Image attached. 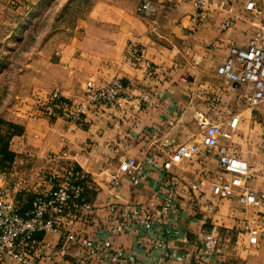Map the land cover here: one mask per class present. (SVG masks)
<instances>
[{"label": "crops", "instance_id": "0c3cea01", "mask_svg": "<svg viewBox=\"0 0 264 264\" xmlns=\"http://www.w3.org/2000/svg\"><path fill=\"white\" fill-rule=\"evenodd\" d=\"M39 1L0 0V41L14 32L21 18L17 16H26ZM142 1L94 0L86 18L77 20L73 36L61 44L63 49L57 52L61 58L57 62H50L46 55L35 78L33 69H22L20 76L28 82L18 88L23 87L19 91L30 95L17 97L7 108V116L0 119V137L12 154L11 160H4L0 152L3 159L0 186L16 192L26 210L33 194L24 192L20 182L12 185L9 175L21 168L32 169L39 175L42 168L60 170L62 164L70 162L79 165L91 174L95 186L91 200L98 219L88 222L65 215L59 226L100 238L110 236L108 227L114 222L105 208L106 201L116 203L122 210L144 207L155 215L163 201V179L166 175L177 176L181 179L177 186L178 204L162 224L143 230L139 223L133 222L129 230L111 238L126 254L134 255L136 264H154L166 247L191 257L200 250L204 237L225 235L234 249L228 255L212 256L206 264L239 263L241 255L264 246L261 239L248 249L240 247L244 219L240 205L235 199L210 194L203 197L183 186L191 178L193 167L208 176L219 175L218 157L209 155L205 161L196 157L169 171L161 166L177 144L200 140L197 124L200 116L219 122L234 115L238 128L230 153L249 161L252 177L248 187L264 191L261 114L241 102L242 86L217 73L229 48L245 46L257 24L264 25V10L260 19H256L244 9L247 0H219L204 19H199L193 0H153L154 8L149 15L138 9ZM258 2L264 7V0ZM234 15L238 18L222 28V22ZM131 40L147 52L138 67L123 62ZM148 65L152 67L150 70ZM116 79L123 83L126 99L122 105L89 113L81 123L42 115L39 110L36 120L26 114L34 103L31 95L46 96L59 90L63 96L77 99L88 82L99 85ZM52 154L60 156L62 164L53 161ZM125 160L143 164L150 173L148 180L134 186L121 173L120 184L109 187ZM38 179L48 184L46 189L50 187L48 179L43 180L42 176ZM259 222L264 227V211H260ZM39 235L53 242L58 239L52 232ZM146 237L150 240L138 242ZM65 264L75 263L69 259Z\"/></svg>", "mask_w": 264, "mask_h": 264}, {"label": "built area", "instance_id": "2783aa9c", "mask_svg": "<svg viewBox=\"0 0 264 264\" xmlns=\"http://www.w3.org/2000/svg\"><path fill=\"white\" fill-rule=\"evenodd\" d=\"M199 19H204L207 11L219 0H193ZM153 0H143L138 9L146 15L153 11ZM263 4L258 0H247L244 9L254 18L260 19ZM238 18L231 16L222 22L227 28ZM195 20V17L192 18ZM147 52L134 40L128 43L123 54V62L131 67L140 66ZM150 65L147 69H151ZM217 73L238 83L241 89V102L253 111L260 112L264 123V25L257 24L245 46L233 45L227 58L217 67ZM123 83L116 79L104 84L88 82L84 93L77 99H70L54 90L46 96L36 95L34 103L26 109L32 120L42 115L63 117L73 123H81L83 116L99 113L106 108L122 105L126 99L122 93ZM201 138L198 142L184 141L175 147L163 162L161 168L169 171L174 166L196 160L205 161L209 155L218 157L219 175L208 176L198 167H193L192 176L183 186L201 196L235 199L244 214L241 227V248H250L264 239V227L259 222L260 211H264V191L248 187L251 179V166L247 159L230 153V145L235 137L238 121L231 117L213 122L207 117L197 119ZM264 146V144H263ZM53 161L62 164V158L50 155ZM152 162L153 159H148ZM127 175L134 186L148 180L149 172L143 164L125 160L119 165V172L113 175L109 187L120 184V175ZM50 187L34 192L30 207L22 208L16 192L0 186V264H65L72 259L75 264H136L132 254H126L111 238L130 229L133 222L143 230L155 224H162L170 211L178 204L177 186L180 178L166 175L163 179V201L155 215L144 207L122 210L108 200L105 208L114 217L108 227L110 236L94 238L86 233L62 229L60 220L65 215L92 222L98 219L95 205L91 200L95 186L91 174L74 163L61 165L60 170H52L48 177ZM52 232L58 235L56 242L45 240L39 233ZM149 241L148 237L139 243ZM162 246V242H158ZM235 246L225 235L204 237L197 254L189 257L174 248H165L154 264H206L215 255H228ZM235 264V263H231ZM237 264V263H236Z\"/></svg>", "mask_w": 264, "mask_h": 264}, {"label": "rangeland", "instance_id": "374dc122", "mask_svg": "<svg viewBox=\"0 0 264 264\" xmlns=\"http://www.w3.org/2000/svg\"><path fill=\"white\" fill-rule=\"evenodd\" d=\"M93 3L94 0H40L32 5L26 16H23L24 14L17 16L21 18L14 32H11L7 39L0 41V119L7 116V108L17 97L30 95L19 91L23 90V87L18 88L28 82L20 76L23 73L22 69H33L35 78L45 63L46 55L49 56L47 60L50 62H57L61 58V53L57 52L63 49L61 44L67 43L73 36L77 20L86 18ZM34 97L33 95L29 97L31 102ZM30 103L27 102V105ZM35 164L34 166H39ZM21 169L9 175L12 185L20 182L22 186L24 185L23 191L30 196L48 187L47 183L37 178L42 176L43 180H47L52 168H42L39 175L32 169ZM237 264H264V246L251 254L241 255Z\"/></svg>", "mask_w": 264, "mask_h": 264}, {"label": "trees", "instance_id": "16d2710c", "mask_svg": "<svg viewBox=\"0 0 264 264\" xmlns=\"http://www.w3.org/2000/svg\"><path fill=\"white\" fill-rule=\"evenodd\" d=\"M0 143H1V147H0V152L4 158V160H11L12 159V154L8 153V150H7V144L6 142L3 143V137H0ZM3 159H0V170L2 169L3 167Z\"/></svg>", "mask_w": 264, "mask_h": 264}]
</instances>
